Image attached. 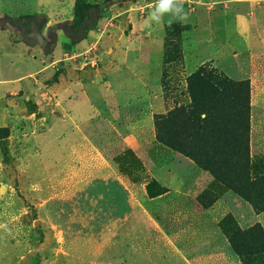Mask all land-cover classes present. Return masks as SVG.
I'll return each instance as SVG.
<instances>
[{
  "label": "rangeland",
  "instance_id": "rangeland-1",
  "mask_svg": "<svg viewBox=\"0 0 264 264\" xmlns=\"http://www.w3.org/2000/svg\"><path fill=\"white\" fill-rule=\"evenodd\" d=\"M154 3L155 0H0V8L4 5L9 8L7 12L0 9V28L6 29L5 25H8L11 38H21L23 34L17 27L20 18L37 15L40 19L37 18L33 25V31L39 34L36 40H29L33 42L30 44L23 42L24 39L21 41L44 56L52 55L56 45L61 43L66 54L64 61L55 64L54 71L43 75L41 81L36 78V86L43 94L53 88L60 80L59 74L65 70L68 81L75 78L72 72L80 75L102 69L105 76L116 70L112 73L114 79L137 76L156 87L159 102L153 104V108L147 97L131 99L118 106L120 118L111 123L119 135L112 127L103 129L106 157L126 178L132 190L144 198L149 197L146 186L154 180V162L169 167L181 178L195 164L176 152L155 145L154 122L159 116H166L170 111L177 113L180 109L187 114L196 112L201 119L209 116L210 124L218 131L214 134L218 137L213 146L217 150L221 147L223 133L236 129L231 117L245 116L240 114L237 104L247 93L237 86L238 83L248 84L250 116L264 113V39H253L248 46L247 41H241V37L232 33V28L237 25L253 32L251 20L257 15L261 17L260 22L264 21V0H183L184 11L188 13L186 23L174 20L169 25V17L165 16L163 25L143 27L142 22ZM84 8L90 11L104 9L108 17L99 20L96 29L87 35L88 49L74 57L71 53L75 46H69L70 26L76 11ZM193 41L201 48H194ZM125 50L130 52L128 61L123 56ZM138 63L144 68H136ZM210 70L218 74V82L203 86L201 78ZM194 73L199 76L191 77ZM98 74L94 76L101 77L102 74ZM223 80L234 84L233 89H226ZM42 96L45 99L47 95ZM46 99L47 106L52 109L45 114L37 113V106L30 102L24 105L18 102L13 107L7 164H1L0 154V264L41 263L35 249L41 238L38 215L25 194L38 197L40 184L37 178L45 171L39 164L44 160L54 161L53 149H48L42 138L45 136L42 130L47 124L37 123L34 117L54 116V100ZM96 105L99 112L94 116H109L108 107H103L101 102ZM32 114V118L26 117ZM170 127L171 133L180 130L178 123ZM118 141L121 144L125 141V144L118 146ZM224 173H228L227 168ZM262 176L257 174L255 179ZM208 183L209 179L205 182L208 186L201 200L197 197L188 202L191 213L187 222L177 217L178 210L173 218L158 217L172 243L190 264L262 263L263 240L255 232L244 238L237 233L255 223L250 218L246 222V217L236 219L228 209L218 212L222 205L219 209L218 206L211 209L212 201L224 196L226 190L216 182ZM227 202L233 211L245 216L246 211L241 207ZM185 203L182 199L174 202L176 207Z\"/></svg>",
  "mask_w": 264,
  "mask_h": 264
},
{
  "label": "crops",
  "instance_id": "crops-1",
  "mask_svg": "<svg viewBox=\"0 0 264 264\" xmlns=\"http://www.w3.org/2000/svg\"><path fill=\"white\" fill-rule=\"evenodd\" d=\"M0 9L7 12L9 8L4 5ZM260 18L258 15L252 18L253 32L237 25L232 33L241 37V41H247V45L253 39L263 40L264 21L260 22ZM5 26L6 29L0 28V128L9 129L14 122L13 107L18 102L23 105L30 102L37 106V113L44 114L52 109L47 106L46 98L55 103L54 116H34L37 123L47 124L42 138L47 148L53 149L54 161L44 160L39 164L45 171L37 178L38 197L25 194L38 215L41 238L35 249L40 254V264H190L172 243L158 217L173 218L178 210L177 217L187 222L191 213L188 202L207 189V179L208 184L215 183L212 176L191 162L193 168L191 166L181 178L169 167L154 162L153 179L168 192L144 198L132 190L103 149L107 145L103 129L109 130L112 120L120 118L118 106L131 99L147 97L153 108V104L159 102L156 87L137 76L114 79L112 73L116 70L105 76L102 69L80 75L72 72L75 78L68 81L65 70L59 74L60 80L53 88L46 90L45 100L42 96L45 94L36 86V78L41 81L43 75L54 71L55 64L64 61L66 54L61 43L56 45L52 55H40L35 47L22 41L13 43L8 25ZM88 46L86 39L79 42L71 56L79 55ZM192 46L201 48L195 41ZM123 56L127 61L131 58L127 50ZM51 57L54 60L51 61ZM137 67L141 69L143 65L138 63ZM98 73L101 77L94 76L100 75ZM97 102L108 107L109 116H94L99 112ZM33 115L26 117L30 119ZM112 128L119 135L117 129ZM117 144L122 145L119 141ZM155 145L163 146L156 140ZM249 157L252 179L257 174L264 175V113L250 116ZM43 185L46 188H42ZM143 190L145 193V187ZM36 199L38 203H34ZM176 199L187 203L176 207ZM227 201L246 211L245 216L233 211ZM221 205L218 212L228 209L236 219L246 217L247 222L250 218L264 231V211L254 213L231 191L218 196L210 208L218 206L219 209Z\"/></svg>",
  "mask_w": 264,
  "mask_h": 264
},
{
  "label": "trees",
  "instance_id": "trees-1",
  "mask_svg": "<svg viewBox=\"0 0 264 264\" xmlns=\"http://www.w3.org/2000/svg\"><path fill=\"white\" fill-rule=\"evenodd\" d=\"M107 17L108 14L104 9L90 11L88 8H84L76 11L75 19L70 26L69 46H75L85 40L87 35L96 29L99 20ZM37 18V15H25L20 18L21 23L18 26L15 23V26L22 31L23 37L12 36L13 43H18L24 39L23 42L30 44L33 42H29V40H36L39 34L33 31V25ZM193 76L197 77L199 73H194L191 77ZM215 82H218V74L212 70L204 72L200 81L203 86H209ZM223 82L226 89H233L235 86L226 80ZM237 86L243 88L247 93V96L241 98L237 104L240 114L245 116L231 117L236 129L235 131L229 129L232 133L228 130L223 133L221 147L216 148L217 150L213 149V146L218 137L214 134H218V131L212 123L210 124V117L205 116L201 119L196 112L190 111L187 114L184 109H180L177 113L170 111L166 116H159L154 122L155 138L164 147L180 154L183 158L192 161L200 169L209 173L216 183L250 204L257 214L264 211V176L252 179L250 174L249 88L248 84L245 83H238ZM175 123L180 125V130L171 133L170 126L175 125ZM8 137L9 129L7 127L0 128V153L3 165L7 164L9 159ZM237 156L238 160L236 159ZM225 168H227L228 173H224ZM146 192L150 198H155L166 194L168 190L153 180L146 186ZM202 197L201 194L198 199L201 200ZM215 200L209 206H212ZM251 232H255L263 240L262 249H264V231L259 224L256 223L247 230L237 231L242 238ZM260 264H264V260Z\"/></svg>",
  "mask_w": 264,
  "mask_h": 264
},
{
  "label": "clouds",
  "instance_id": "clouds-1",
  "mask_svg": "<svg viewBox=\"0 0 264 264\" xmlns=\"http://www.w3.org/2000/svg\"><path fill=\"white\" fill-rule=\"evenodd\" d=\"M165 16L169 17V25L174 20L186 23L188 21V13L184 11L183 0H155L147 19L142 22V26L163 25Z\"/></svg>",
  "mask_w": 264,
  "mask_h": 264
}]
</instances>
